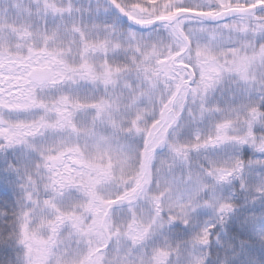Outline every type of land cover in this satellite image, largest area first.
Masks as SVG:
<instances>
[{"label": "snow or ice", "instance_id": "1", "mask_svg": "<svg viewBox=\"0 0 264 264\" xmlns=\"http://www.w3.org/2000/svg\"><path fill=\"white\" fill-rule=\"evenodd\" d=\"M0 264H264V0H0Z\"/></svg>", "mask_w": 264, "mask_h": 264}]
</instances>
